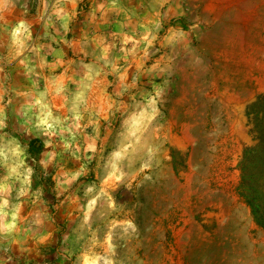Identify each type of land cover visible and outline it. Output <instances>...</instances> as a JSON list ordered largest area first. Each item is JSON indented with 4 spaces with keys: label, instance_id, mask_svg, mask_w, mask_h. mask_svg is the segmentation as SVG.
<instances>
[{
    "label": "rangeland",
    "instance_id": "obj_1",
    "mask_svg": "<svg viewBox=\"0 0 264 264\" xmlns=\"http://www.w3.org/2000/svg\"><path fill=\"white\" fill-rule=\"evenodd\" d=\"M76 11L70 32H54L55 39L38 41L46 66L36 72L41 77L79 76L83 70L78 62H92V56L84 57L80 49L99 52L88 37L108 46V59L127 69L117 73L105 69L96 81L89 99L94 120L89 124L86 116L82 121L80 146L97 136L94 129H98L96 144L106 157L115 149L124 109L134 103L132 97L139 102L154 89L161 90L156 123L163 126L158 135L170 159L163 161L154 182L139 190L134 184L124 196L125 208L131 209L137 200L142 206L127 213L119 210L114 217L123 220L128 215L139 229L134 239L121 243L123 264H264V162L260 160L264 156V0H166L162 6L156 0H83ZM36 12L33 0L29 19ZM156 21L161 27L146 32L145 27ZM37 34L43 35L42 25L35 27L34 40ZM128 36L133 39L125 42ZM145 37H153L151 45H146ZM136 41L140 43L133 49ZM9 43L7 34L0 35V85L4 100L11 99L5 105L4 131L27 144V151L33 140L37 151L28 154L39 161L53 148L45 147L43 136H20L18 127L21 106L31 100L32 81L38 79L41 89L46 81L21 63L26 56L31 63L39 58L25 49L12 59L15 50ZM125 54L127 59H120ZM57 83L49 80L48 86ZM68 87L76 85L68 82ZM117 91L123 92L122 100L116 98ZM109 97L115 105L111 112ZM53 103L63 111L58 98ZM54 142L59 151L58 138ZM65 159L68 168L78 166ZM99 161L97 155L80 185H104ZM34 167L33 189L43 184L51 194L57 169L50 166L47 177L40 178L42 169L38 164ZM77 187L60 200L53 197L52 203L31 210L33 219L40 221L37 227L52 231L55 242L40 246L20 264H72L71 239L80 222L72 198L83 196L82 187ZM122 193L123 189L115 193L117 200ZM101 211L94 210L91 225L99 222ZM65 232L70 233L67 243L62 240Z\"/></svg>",
    "mask_w": 264,
    "mask_h": 264
},
{
    "label": "clouds",
    "instance_id": "obj_2",
    "mask_svg": "<svg viewBox=\"0 0 264 264\" xmlns=\"http://www.w3.org/2000/svg\"><path fill=\"white\" fill-rule=\"evenodd\" d=\"M32 2L33 0H0V35L7 34L9 48L15 50L12 59L20 56L25 49L39 58L38 63H31L26 56L21 63L27 67L28 72L41 77V73L36 72V69H43L46 63L41 55L43 45L38 41L45 38L55 39L54 32H62L65 35L70 32V24L78 15L76 7L83 0H36V16L29 19ZM156 2L162 6L166 0ZM99 7L103 8L104 5ZM9 16L15 22L7 19ZM41 25L43 35L37 34L34 40V29ZM159 27L161 25L156 21L153 27L146 26L145 31L151 32L153 28ZM60 39L65 44L69 43L64 36ZM132 39V36H128L125 42ZM152 39L153 37H145L146 45H151ZM88 40L99 52L80 49L84 57L92 56V62H78V66L83 70L79 76H68L65 73L59 78L41 77L46 81L43 89L40 88L38 79L33 80L31 91L28 93L31 100L21 106L18 134L43 136L46 138L45 147L53 148L52 152L45 153L39 161L29 156L27 144L4 131L8 127L5 105H10L11 99L4 100L3 88L0 85V264H20L25 256L37 251L40 246L55 242L52 231L37 227L40 221L33 219L31 210L52 203L53 197L60 200L73 186H78L77 190L82 187L83 196L72 198L80 213L77 226L79 230L71 239L72 264H123L119 258L121 243L126 244L134 239L139 229L128 215H125L123 220L114 217L119 210L127 213L142 206L137 200L131 209L125 208L127 201L124 196L133 191L134 184L135 189L139 190L146 183L154 182V174L163 167V161L170 159L165 155V141L158 135L163 127L156 123L161 115L157 106L161 96V90L158 88L139 102L132 97L134 103L124 109L115 149L106 157L103 155V147L98 148L96 144L98 129H94L97 136L88 138L87 143L80 146L78 130L82 129V121L86 116L89 118V124L94 120L89 99L96 81L106 74L105 69H110L112 73L127 71L126 68L119 69L108 59V46L96 44L91 37H88ZM71 43L79 44L80 41ZM138 43L140 42L133 43V49ZM120 59H127V55ZM49 80L54 83L59 80V83L50 89ZM136 80L134 75L132 87H135ZM68 82L75 84V89L69 88ZM115 96L122 100L123 92L117 91ZM53 98L61 101L59 107L62 112L57 111ZM109 100L108 109L111 112L115 105L111 102V97ZM54 138H58L62 145L59 151L55 150ZM97 155L100 157L97 169L102 168L106 178L104 185H80V178L87 176L88 165ZM65 157H69L78 166L68 168ZM37 164L42 169L40 178L47 177L50 166L57 169L54 177L56 187L51 194L45 192L43 184L35 189L32 187L33 177L37 176L34 165ZM121 189L123 193L117 200L115 193ZM98 207L103 209L99 222L91 225L90 217ZM48 218L55 222L51 215ZM118 227L120 231H117ZM62 240L69 242L70 233L65 232Z\"/></svg>",
    "mask_w": 264,
    "mask_h": 264
},
{
    "label": "trees",
    "instance_id": "obj_3",
    "mask_svg": "<svg viewBox=\"0 0 264 264\" xmlns=\"http://www.w3.org/2000/svg\"><path fill=\"white\" fill-rule=\"evenodd\" d=\"M29 147L30 149L28 150L29 153H33L34 150H36V147H35V142L32 140L29 142ZM255 150V149H254ZM37 151V150H36ZM260 160L264 162V156H261L260 157ZM244 169H245V166H244Z\"/></svg>",
    "mask_w": 264,
    "mask_h": 264
}]
</instances>
